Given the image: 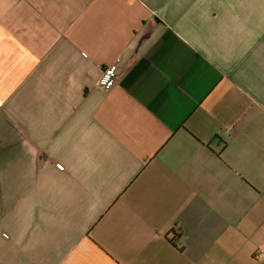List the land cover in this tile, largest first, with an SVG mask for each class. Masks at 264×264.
I'll use <instances>...</instances> for the list:
<instances>
[{"label": "crops", "instance_id": "obj_1", "mask_svg": "<svg viewBox=\"0 0 264 264\" xmlns=\"http://www.w3.org/2000/svg\"><path fill=\"white\" fill-rule=\"evenodd\" d=\"M0 264H264V0H0Z\"/></svg>", "mask_w": 264, "mask_h": 264}, {"label": "built area", "instance_id": "obj_2", "mask_svg": "<svg viewBox=\"0 0 264 264\" xmlns=\"http://www.w3.org/2000/svg\"><path fill=\"white\" fill-rule=\"evenodd\" d=\"M121 58L117 57L112 63L106 65L99 78V85L103 89H111L119 80Z\"/></svg>", "mask_w": 264, "mask_h": 264}, {"label": "trees", "instance_id": "obj_3", "mask_svg": "<svg viewBox=\"0 0 264 264\" xmlns=\"http://www.w3.org/2000/svg\"><path fill=\"white\" fill-rule=\"evenodd\" d=\"M218 156L220 157V153H218Z\"/></svg>", "mask_w": 264, "mask_h": 264}]
</instances>
